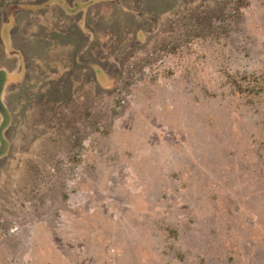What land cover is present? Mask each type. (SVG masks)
<instances>
[{"label": "rangeland", "instance_id": "rangeland-1", "mask_svg": "<svg viewBox=\"0 0 264 264\" xmlns=\"http://www.w3.org/2000/svg\"><path fill=\"white\" fill-rule=\"evenodd\" d=\"M152 1L115 3L144 32ZM90 2L2 12L0 264H264V0L219 2L185 32L165 23L101 89L82 34L96 28L85 57L103 62L118 19ZM35 166L47 187L31 200Z\"/></svg>", "mask_w": 264, "mask_h": 264}, {"label": "trees", "instance_id": "trees-1", "mask_svg": "<svg viewBox=\"0 0 264 264\" xmlns=\"http://www.w3.org/2000/svg\"><path fill=\"white\" fill-rule=\"evenodd\" d=\"M31 1H35V0H21L20 2H31ZM86 3V7L87 9L90 11L91 7L90 1H98L99 0H84ZM101 1H109L112 6L114 7L113 12L116 11L117 13V25L116 28L114 29L113 26V30L112 32H115V36L113 37V40L115 42L114 46L111 48L109 47V50H111V52H109L106 55L105 60L103 61L105 64H103V62H100V60L96 57H85V53L86 51H88L87 49H89V47L92 46V43L95 41V34L94 32H97V30L95 31V27L93 28L89 22V26L87 25L85 28V32H84V39H86V47H85V51L84 53L81 52L82 54V58L84 60V66L88 67L90 70V74L92 76V79L94 81V86L97 87L98 89L101 88H114L118 85L119 81L122 79V76L124 75L123 72L124 70H122L123 66L128 65L130 62V58L124 60L126 58L127 55L131 54V52L133 50H135L134 48L138 47L140 44L143 43V47H146V41H147V37L150 35H155V37L157 38L156 43L160 44L162 43V35L167 34L168 31H166L165 29H163V25L170 23L169 28H171V31L173 30V32L177 31V26L180 25V21L179 19H181V23H182V29L185 31H189V30H193L194 28H200L203 25L208 24L210 21V18H212V13L209 12L210 8L211 9H215L217 7V3H221L224 4L226 0H214L215 3L213 5V2L211 0H200L197 4H194L195 0H191L189 2V0H154L152 1V5H154L160 12H161V17L157 18V22L154 23V25L151 28H148L147 30H145L143 32L142 26L143 24L146 25L147 22H149V20H144L145 15L141 14L142 17H134L131 13L127 12V8L123 9L120 6H118L115 3V0H101ZM20 2H14V1H10V2H3V0H0V44H1V48H2V41H1V33H2V28H1V19H2V12L4 10V7L6 5L13 6L14 3H18L20 5ZM143 2V1H142ZM10 3V4H9ZM149 3V2H148ZM3 4V5H2ZM15 6V5H14ZM21 6V5H20ZM222 7H225L222 5ZM238 7V5H234L233 10L236 9ZM38 9V8H37ZM145 11L144 13L147 14V12L150 10V5H144L143 8ZM222 11V10H221ZM31 12V11H30ZM144 16V18H143ZM177 16L179 18H177ZM90 19V18H89ZM178 19V20H176ZM179 21V23H178ZM203 21V24L200 22ZM110 22H109V26H110ZM96 26V25H95ZM129 26V32H132L131 35H129V37H127L126 39H123L122 36H120V34L122 32H124V29L126 30L127 27ZM97 27V26H96ZM166 28V26L164 27ZM156 33V34H155ZM139 35L140 39L134 43L133 45L130 44H125L124 42L126 40H130L131 38H133L135 35ZM14 38V37H13ZM97 39V38H96ZM123 39V40H122ZM172 43L171 40H168L165 42L166 43ZM12 43L14 45H16L14 43V40L12 39ZM124 45V46H123ZM119 46H121V48L119 49V52H117ZM157 47V46H155ZM160 48V47H159ZM158 48V50H159ZM161 49V48H160ZM1 50V49H0ZM156 50V48H155ZM116 52V53H115ZM1 53V51H0ZM115 56L116 59H115ZM80 65V64H77ZM100 71V74L98 72V70ZM126 71V70H125ZM95 72V73H94ZM105 80L104 82L102 81ZM69 96V95H68ZM46 98V96H45ZM47 102V98L45 99ZM44 100V102H45ZM1 102V101H0ZM41 102V103H44ZM46 102L44 103L46 106ZM36 105H38V102L35 101ZM39 106V105H38ZM35 122V121H34ZM41 122H37V124H39ZM57 126H61V122H57L56 123ZM34 125V124H33ZM34 127H36L34 125ZM66 130H69V124L67 125V127L65 128ZM65 130V131H66ZM64 132V129H63ZM61 133V136H68L71 137L72 135H70V132L67 134L64 132ZM60 136V135H59ZM60 136V137H61ZM56 136L51 135L50 138L51 139H57L60 138ZM67 137V138H68ZM2 154V152L0 153ZM56 161V158H55ZM34 176H32L31 178V184L28 187L27 185L25 186V190H27L29 188V190H33V195H30L31 200H34L36 198L39 197L38 189L40 188L41 191L43 190V187H45L47 185V181H41L38 182L37 178L39 176L42 177H47V172L45 171V169H39L38 167H33L32 171ZM33 182V185H32ZM31 187V188H30ZM47 187V186H46Z\"/></svg>", "mask_w": 264, "mask_h": 264}, {"label": "crops", "instance_id": "crops-1", "mask_svg": "<svg viewBox=\"0 0 264 264\" xmlns=\"http://www.w3.org/2000/svg\"><path fill=\"white\" fill-rule=\"evenodd\" d=\"M77 24V23H76ZM78 25V24H77ZM80 25V24H79ZM79 27H81V25L79 26ZM83 35V34H82Z\"/></svg>", "mask_w": 264, "mask_h": 264}]
</instances>
